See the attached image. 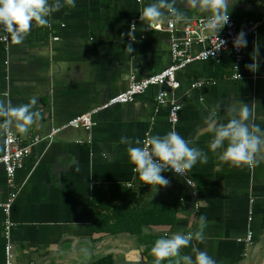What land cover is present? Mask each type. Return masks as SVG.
Instances as JSON below:
<instances>
[{"label":"crops","instance_id":"0c3cea01","mask_svg":"<svg viewBox=\"0 0 264 264\" xmlns=\"http://www.w3.org/2000/svg\"><path fill=\"white\" fill-rule=\"evenodd\" d=\"M150 2L76 0L72 6L64 0L49 17L52 28L33 21L23 40L10 33L9 42H0V100L20 105L35 96L34 109L41 113L26 132L15 125L11 129L24 141L46 136L52 127L125 90L132 75L141 79L168 66V34L140 19ZM176 7L187 14L181 22L207 16L191 0H176ZM231 15L238 22L263 16L264 0H240ZM247 40L240 79L233 77L229 52L220 61H197L178 71L180 87L173 98L183 107L175 125L168 118L169 106L159 105L151 88L135 102L95 114L90 130L66 128L33 146L16 174L20 191L11 208L13 263L95 264L111 256V264H154L151 248L159 237L197 231L199 217L205 215V239H194L193 245L217 264H264V146L251 163L239 165L220 160V150L210 148L212 129L227 123L235 114L229 108L242 102L252 108L249 125L264 129V26ZM129 43L132 54L126 51ZM253 58L259 63L257 72L245 67ZM199 81L204 84L194 87ZM173 128L208 156L207 162L189 169L196 189L171 169L162 173L168 185L145 183L133 171L128 144L121 141L127 136L133 146L137 140L142 146L146 136ZM4 135L0 129V156ZM9 191L0 165V203ZM4 224L0 207V264H6ZM249 229L254 242L247 246L241 240ZM191 252L190 245L181 255ZM177 259L166 258L163 264Z\"/></svg>","mask_w":264,"mask_h":264},{"label":"clouds","instance_id":"9594fccd","mask_svg":"<svg viewBox=\"0 0 264 264\" xmlns=\"http://www.w3.org/2000/svg\"><path fill=\"white\" fill-rule=\"evenodd\" d=\"M240 0H191V4L207 13L206 26L214 34L218 33L228 24L232 8ZM67 3L75 6L76 0H67ZM64 6V0H0V27L5 33H11L17 41L24 39L30 30L33 21L41 26H51L49 17L52 12L59 11ZM229 8L231 11L229 12ZM167 10V11H165ZM166 18H174L176 22L187 19V14L176 7V0H151L140 11V19L147 22L149 27L156 26ZM136 24L133 23L131 29ZM133 41L131 31L128 33ZM219 36V35H218ZM2 38L6 39L5 34ZM217 49H220L226 41L220 39ZM234 47L241 49L247 46V34L240 31L233 41ZM130 54L134 53L131 43L126 47ZM259 47H257V53ZM238 67V66H237ZM252 72L259 70V63L253 58V63L245 66ZM38 100L33 96L28 103L13 105L10 101L0 100V129L7 130L10 126L20 132H26L41 113L34 109ZM251 106L242 102L239 107L229 108L230 113H235L227 123H219L212 130L214 136L210 141L212 150L219 149L218 158L225 162L239 165L251 163L255 154L264 146V129L258 125L254 128L249 125L248 118ZM215 113H211L209 120L214 119ZM121 141L128 144L130 161L135 165L133 171L147 184L166 186L169 179L162 175L166 170H173L178 175H185L198 161L207 162V154L199 147H194L174 128L164 135L156 134L148 136L141 142L137 140L136 146L127 136H122ZM208 218L205 215L199 217L197 231H177L159 237L151 248L155 257L154 264H163L166 258L177 257L176 264H217V260L193 245V240L203 241ZM192 246L191 254L181 255L184 247ZM169 264L172 261L169 260Z\"/></svg>","mask_w":264,"mask_h":264},{"label":"built area","instance_id":"2783aa9c","mask_svg":"<svg viewBox=\"0 0 264 264\" xmlns=\"http://www.w3.org/2000/svg\"><path fill=\"white\" fill-rule=\"evenodd\" d=\"M143 1V0H138ZM206 17H194L187 22H176L174 18H169L151 28L154 30L166 32L170 41L171 63L163 70L154 73L145 78H138L132 75L129 80L128 87L120 93L110 97L100 105L95 106L89 112L76 115L60 127H52L46 136H36L31 140L24 141L16 134L11 127L5 130L3 151L0 156V165L5 168L7 174V185L10 189L8 198L5 202L0 203V207L5 214L4 236L7 239L5 246L6 264H14L12 260V242L11 231L13 221L11 219V208L15 199L18 197L20 187L16 183V174L25 165L27 159L31 156L32 147L53 139V137L61 130L66 128L82 127L86 130L92 129L95 124L93 116L101 111L107 110L118 104H127L135 102L136 99L146 93L151 88L156 89L155 98L159 105H168V118L172 125L179 122L182 104L173 98L174 90L180 87V80L177 73L180 70L186 69L190 64L197 61L215 60L220 61L227 52L233 59V77L236 79L242 78L241 63L245 58L243 48L237 49L234 47L233 41L240 31H245L248 36L256 35L260 28L264 26V15L256 18H250L245 21L238 22L232 15L227 25L218 33L214 34L206 26ZM136 22L133 21L132 24ZM62 26H64L62 24ZM132 26V25H131ZM49 27V26H48ZM53 24L51 22L52 28ZM136 27L132 30H135ZM0 42H9L10 33H5L0 27ZM7 38H2L4 35ZM54 39H59L58 36H53ZM134 37V36H133ZM223 39L226 43L217 49L220 41ZM136 39V37H134ZM144 38V35H142ZM131 41H133L130 38ZM199 49L195 50L194 47ZM238 66V67H237ZM204 81L194 83V87L202 86ZM146 136L143 141L147 138ZM142 141V146H143ZM173 171V170H172ZM174 172V171H173ZM178 175V174H177ZM187 184L196 189V182L191 178L189 170L185 175H179ZM254 211H249V223L253 220ZM247 246L254 242V234L251 229L245 239H242Z\"/></svg>","mask_w":264,"mask_h":264},{"label":"trees","instance_id":"16d2710c","mask_svg":"<svg viewBox=\"0 0 264 264\" xmlns=\"http://www.w3.org/2000/svg\"><path fill=\"white\" fill-rule=\"evenodd\" d=\"M172 220H173V217H172ZM111 263H113L112 257L111 256H107V257L103 258L102 260H99L95 264H111Z\"/></svg>","mask_w":264,"mask_h":264},{"label":"water","instance_id":"95a60500","mask_svg":"<svg viewBox=\"0 0 264 264\" xmlns=\"http://www.w3.org/2000/svg\"><path fill=\"white\" fill-rule=\"evenodd\" d=\"M87 243H89L90 242V240L89 239H86L85 240ZM115 264H119V263H115ZM148 264V263H147Z\"/></svg>","mask_w":264,"mask_h":264}]
</instances>
